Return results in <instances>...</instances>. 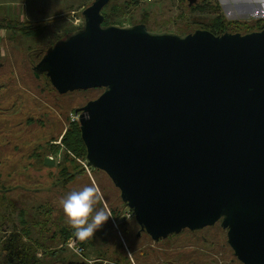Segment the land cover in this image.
Instances as JSON below:
<instances>
[{"label":"water","instance_id":"95a60500","mask_svg":"<svg viewBox=\"0 0 264 264\" xmlns=\"http://www.w3.org/2000/svg\"><path fill=\"white\" fill-rule=\"evenodd\" d=\"M110 2L85 7L81 27L33 67L60 94L103 90L75 111L87 166L119 189L139 235L158 242L221 221L239 262L264 264V29L106 25Z\"/></svg>","mask_w":264,"mask_h":264},{"label":"rangeland","instance_id":"374dc122","mask_svg":"<svg viewBox=\"0 0 264 264\" xmlns=\"http://www.w3.org/2000/svg\"><path fill=\"white\" fill-rule=\"evenodd\" d=\"M93 1L20 0L17 4L21 11H34L40 20L51 18L42 23L48 30L39 37L12 32L11 46L6 40L7 49H0V262L5 258L4 241L14 230L28 229L29 241H44L50 251H62L60 258L50 259L40 250L38 257L46 259L45 264L81 261L88 264H241L228 244L227 231L221 228V221L202 231L185 230L158 242L145 232L139 235L135 217L108 175L92 167L88 172L83 164L87 159L73 155L63 146L62 139L69 125L79 121H73L76 109L96 99L103 90L60 94L46 77L36 78L33 67L46 46L54 41L55 34L62 35L81 27L82 23L74 24L75 18L81 17L84 8ZM229 1L197 0L193 5L205 8L202 11L189 8L185 0H150L133 4L129 14L114 22L143 23L151 31L185 35L219 17L235 20L232 18L235 10L221 8L222 3ZM112 5L110 2L103 12L108 13ZM217 5L220 11L216 10ZM82 6L85 7L82 9ZM260 12H250L248 19L259 17ZM11 18L19 21L18 16ZM55 144L59 147L57 152H54ZM46 156L56 160L54 171L43 163ZM69 157L74 162H70ZM65 167H69L71 173L78 172L71 180L63 182L61 171ZM85 185L99 189L101 201L97 208H106L111 216L93 238L80 240L84 248L80 256L68 247V241L77 239L75 236L58 242L52 239V234L61 228L72 229L65 223L60 201Z\"/></svg>","mask_w":264,"mask_h":264},{"label":"trees","instance_id":"16d2710c","mask_svg":"<svg viewBox=\"0 0 264 264\" xmlns=\"http://www.w3.org/2000/svg\"><path fill=\"white\" fill-rule=\"evenodd\" d=\"M111 2H113V5L109 8V12L106 14L104 13V16H105L104 24L120 25L123 23H118L114 21L117 20L118 18H121L122 16L126 14H129L131 7L133 6V4H137L138 0L137 1L136 0L135 1L133 0L122 1L121 0V2L120 0H111ZM185 2L188 3V7L191 9L202 10V11L205 10V8L198 7L197 5L189 6V0H185ZM215 8L216 10L220 11V5H217ZM134 24L135 23H133V25ZM8 26H10V28H12V30H14L16 33L18 32L25 37H39L43 35L45 32H47L48 30L47 26L42 23L28 24V23L14 22V23H10ZM197 29H206L216 35H222L226 32L247 34L253 31L263 30L264 29V19L259 18V19H252L250 21H239V20L227 21L225 17H219L218 19H214V21H211L210 23L206 25H202L193 30H197ZM70 32L72 31H69L68 33ZM66 34H62V35L55 34L54 41L49 43L46 47L49 48L56 41L63 38ZM42 78H44V76H41V79ZM45 80L50 82L48 78H46ZM62 144L63 146H65L68 152H71L73 155H76L77 157L84 156L85 157L84 159H86L87 149L82 140L79 121L75 123H71L69 125L67 133L64 135L62 139ZM53 147H55L54 152H57L59 147L57 145ZM69 160L70 162H74L71 159V157H69ZM49 168H53V167H49ZM68 168L69 167H65L61 171L62 173L61 178L63 179V182L69 181L74 176L77 175L76 172L78 171H76L75 173H71L69 172ZM54 169L56 168H53L50 170L54 171ZM73 231H74L73 229L61 228L59 230H56L52 234V239L57 240L58 242H60L61 240H67L71 236H74ZM29 234L30 233L28 229H24L22 231L14 230L10 234L8 239L4 241L2 254L5 258L3 262H0V264H45L47 262L46 259H40L38 257V252L40 250L43 252L42 255H45L47 257L50 256V259H54V257H57V256L58 258H60L59 255L61 254L60 252L62 251H57V252L50 251L48 247L46 246V242L44 241L43 242L38 241V240H35L32 242L29 241L28 240L30 237ZM68 264H88V263L81 261V262H74V263L70 262Z\"/></svg>","mask_w":264,"mask_h":264},{"label":"clouds","instance_id":"9594fccd","mask_svg":"<svg viewBox=\"0 0 264 264\" xmlns=\"http://www.w3.org/2000/svg\"><path fill=\"white\" fill-rule=\"evenodd\" d=\"M101 201L99 189L95 185H85L73 190L60 201L65 223L74 231V236L86 241L103 227L110 218L104 207L97 208Z\"/></svg>","mask_w":264,"mask_h":264},{"label":"crops","instance_id":"0c3cea01","mask_svg":"<svg viewBox=\"0 0 264 264\" xmlns=\"http://www.w3.org/2000/svg\"><path fill=\"white\" fill-rule=\"evenodd\" d=\"M17 3H21L20 0H0V4H1L0 8H3L0 9V49L2 50L3 48L7 49L8 47V45L6 44V40L8 41L10 40L11 37L10 33L13 32L15 34H20L18 32L16 33L14 30H12V28H10V26H8L10 23L17 22V23L38 24V23H45L46 19L48 21L51 20L49 16L47 18H42L43 20H40V18L37 17L34 11L30 12V11H26L25 9L21 11L22 8H19V4ZM221 6L222 9H224V6H226L227 8H230L231 11L235 10L236 13L233 14L234 17H232L235 20L250 21V19H259V18L264 19V14H261L260 12V11L264 12V0H230L228 3L225 4L222 3ZM23 7H25L24 3H23ZM84 7L85 6H82V9ZM250 12H260L261 15L259 17L255 16L253 18L248 19V17H250L249 16ZM72 14H74V12H72ZM246 15H248L247 18L240 17ZM16 16L19 17V21L17 19L11 18ZM59 16H62V14H60ZM56 17H53V19ZM80 20L81 17L75 18L74 24H76V26H79ZM120 25H133V23H125V24L123 23ZM76 29H78V27ZM2 41H5L3 43L5 46L1 44ZM11 42L12 41H9V46H11Z\"/></svg>","mask_w":264,"mask_h":264},{"label":"built area","instance_id":"2783aa9c","mask_svg":"<svg viewBox=\"0 0 264 264\" xmlns=\"http://www.w3.org/2000/svg\"><path fill=\"white\" fill-rule=\"evenodd\" d=\"M137 1V0H136ZM150 0H138V3H146ZM82 23V20H80V24ZM79 24V26H80ZM78 120V115H73V121ZM85 168L89 171V167L87 166V161L85 163H83ZM68 247L73 250L75 253H77L78 255L82 256L83 252H84V248L82 247L80 240L79 239H72L70 241H68Z\"/></svg>","mask_w":264,"mask_h":264},{"label":"flooded vegetation","instance_id":"af4514ba","mask_svg":"<svg viewBox=\"0 0 264 264\" xmlns=\"http://www.w3.org/2000/svg\"><path fill=\"white\" fill-rule=\"evenodd\" d=\"M54 159V158H53ZM43 163H44V160H43ZM204 230V229H203ZM200 231H202V230H200ZM198 232V231H197Z\"/></svg>","mask_w":264,"mask_h":264}]
</instances>
